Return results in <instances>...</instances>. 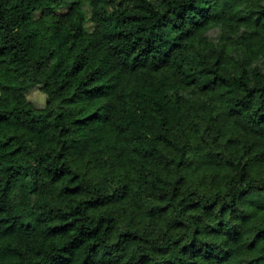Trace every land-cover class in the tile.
Returning a JSON list of instances; mask_svg holds the SVG:
<instances>
[{"label":"trees","instance_id":"1","mask_svg":"<svg viewBox=\"0 0 264 264\" xmlns=\"http://www.w3.org/2000/svg\"><path fill=\"white\" fill-rule=\"evenodd\" d=\"M0 91V264H264V0H0Z\"/></svg>","mask_w":264,"mask_h":264},{"label":"rangeland","instance_id":"2","mask_svg":"<svg viewBox=\"0 0 264 264\" xmlns=\"http://www.w3.org/2000/svg\"><path fill=\"white\" fill-rule=\"evenodd\" d=\"M88 27L90 28L91 25L89 24ZM1 93V91H0ZM28 98L34 101V103L38 107H43L46 103L47 95L46 93L41 89V86L38 85V87L32 88L30 92L28 93Z\"/></svg>","mask_w":264,"mask_h":264}]
</instances>
